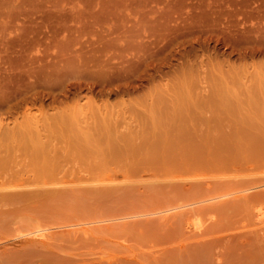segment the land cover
Returning <instances> with one entry per match:
<instances>
[{"label":"rangeland","instance_id":"rangeland-1","mask_svg":"<svg viewBox=\"0 0 264 264\" xmlns=\"http://www.w3.org/2000/svg\"><path fill=\"white\" fill-rule=\"evenodd\" d=\"M0 184V264H264V0H0Z\"/></svg>","mask_w":264,"mask_h":264},{"label":"bare ground","instance_id":"bare-ground-1","mask_svg":"<svg viewBox=\"0 0 264 264\" xmlns=\"http://www.w3.org/2000/svg\"><path fill=\"white\" fill-rule=\"evenodd\" d=\"M0 185H2V184H0ZM22 184H20L19 186H21ZM6 186V185H5ZM8 186V185H7ZM10 186H12V187H14V185H10ZM16 186H18V185H16ZM9 187V186H8ZM1 188V187H0ZM7 189V188H6ZM1 192H0V195H5V192H4V190L2 189V190H0ZM4 192V193H3ZM2 193V194H1ZM263 213H264V211L263 210H258V212H257V214H259L260 216H259V219L261 220V216H263L264 217V215H263ZM201 215H202V213L201 212H198V211H194L191 215H189L188 217V222H187V224H188V227L189 228H191V230L193 229H195V230H199L200 231V229H201V231H202V228H204L205 226H204V224H206V222H205V220H207L206 219V217L205 218H203L202 219V217H201ZM203 216V215H202ZM204 217V216H203ZM208 218V217H207ZM262 223H263V221H262ZM205 229V228H204ZM203 229V230H204ZM192 230V231H193ZM194 230V232H196ZM39 232V231H38ZM48 232H42V230H41V232L39 233V236L40 237H47L48 236V234H47ZM198 233V232H197ZM35 235H38V234H35ZM52 235V234H51ZM38 237V236H37ZM45 239V238H44ZM40 240H42L41 238H40Z\"/></svg>","mask_w":264,"mask_h":264}]
</instances>
